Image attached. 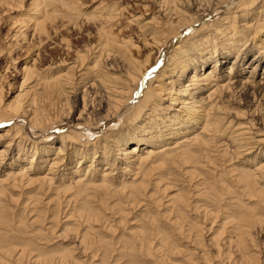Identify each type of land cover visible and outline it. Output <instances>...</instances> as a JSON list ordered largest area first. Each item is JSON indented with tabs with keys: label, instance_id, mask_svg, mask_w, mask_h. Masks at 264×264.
<instances>
[{
	"label": "rangeland",
	"instance_id": "rangeland-1",
	"mask_svg": "<svg viewBox=\"0 0 264 264\" xmlns=\"http://www.w3.org/2000/svg\"><path fill=\"white\" fill-rule=\"evenodd\" d=\"M162 1L163 0H66V2H70V4L72 2V6L68 5L67 7L69 8L65 7V9L64 7H61V10H60L59 6L56 5V7H54L53 9L58 8L59 10L57 9L56 12L52 11V14L51 15L49 14L51 17L45 18L46 20L43 22V25L47 27L45 28L47 31L45 30L46 32L42 31L40 33L36 28H34V25H33L34 18H35L34 15L37 16V12L39 11L38 8L40 9L43 6L45 7V9L43 10V13L51 12V8L46 6V3L43 0L39 1L41 2L40 4L41 6H38V7L33 6V3H32L33 0H5V2L4 0H0V108L4 110V112L5 111L10 112L9 107L11 105L17 104L16 101H20L19 105L22 108H25L29 103L33 104V106L31 105L33 108L34 106L37 107L39 103L41 104L44 103L43 105L44 107L46 106V109L47 107L48 109L49 108L51 109L50 110L51 116L54 117L57 114L56 118L59 116L58 117L59 119L67 122L64 125H61L59 124L61 120L56 121L55 123H53L54 124L53 128L52 127L46 128L45 130L47 129L48 130L45 131L44 135L41 134L37 136L36 132H33L34 128L31 125L32 123L31 122L29 123L28 118L26 116H23L22 112L19 111L18 112L19 116H17V119L13 121L14 123L9 122V121L5 123H0V133H2L6 127H8L9 125H11V123H13V124H17L23 127L22 133L26 137L24 138L25 139L24 141L26 142V144H28L29 141H34V140L42 141L44 137L45 139L52 138V140H50L52 141V144H51L52 146L50 147L52 151L49 153L50 156L46 155L45 157H43L41 155V152H43V150L42 151L39 150L40 154L38 158L36 160H33V161H37L38 164L40 163V165H43L42 168L44 170L42 169L40 171L41 173H45L46 169L48 168L47 166L49 165L48 162L50 161V158H52L54 153L58 151V149L55 147H57L60 144V138H61L60 134L62 130L67 131V129H69L76 133V139L73 142H66L67 145L71 144L74 147H77L80 151L82 148H85V147L86 148L89 147L93 150L91 143L96 141L97 147H98L96 153L94 152L91 153L88 151L86 153V158L84 157L81 158V162L82 161H85V162L83 163L80 162L81 166L79 168L81 170H79L78 174L73 173V171L77 169L78 164L76 162V158L79 157L80 155H77L76 157H74L73 163L65 166L64 171L63 172L61 171L58 177L55 176L58 182L60 181L59 183L61 187L56 188V186L54 185L55 183H54L50 187L45 185V187H43L44 189L42 188L43 191L42 190L40 192L37 191V196L39 195V198L41 197L40 202L34 203L33 197H35V194L33 195L25 194L27 190L23 192L21 195H20L21 192H19L18 189H13L12 192L8 190L10 194L12 193L11 196L13 195L14 198L10 197L8 195V192H6L4 195L0 194V205L2 204L1 205L2 207H0V209L3 208L4 205H6L4 209L8 212L6 213L4 209H1L4 214V216L2 215V217L3 219L5 218V220H3L2 217L0 216V235L1 233L3 234V237L0 236V238L5 239L4 241L10 243V245H7V247H9L8 249L11 251V253L7 252L5 256H2L4 255L3 251L5 250L2 251L3 253L0 252V264H60L59 258H61L62 255H64V253H68V252H70V256H68L70 258H67V260H64V264H81V263L82 264H158V263L159 264H181V263L182 264H229L231 260L232 262L236 260V264H240L242 262H243L242 264H244V259L239 260L240 256H238L239 254H241L242 252L241 250H243L244 247L243 246L240 247L239 245H237L236 240H235L236 238L235 235L237 233V231L235 230L236 229L235 222L238 216L235 213H230L235 209V208L233 209L234 207L232 204L233 199L229 198L230 195H227L224 192L223 195L221 196L223 200L220 199L221 200L220 202L222 203L221 204L222 207L226 209V212L225 214H220L224 212V211H221L220 213L215 214V212L211 210L214 205L210 201V198H207L211 196L216 198L215 194L216 195H218L219 193L221 194L222 192L220 191V185L224 187L225 185L228 184L227 185L228 187L233 188L232 186L233 183H231L230 185V182H231L229 178L231 176L230 173L223 175L222 168L224 167V164L222 163L224 161L225 156L220 157L221 152L218 153L217 151V150H220L219 148L215 150L216 148L212 147L211 148L212 151H210L207 154L204 153L203 155L200 156L201 159L199 156H197L199 157L201 161L197 159L198 162L194 163L193 170H195L194 171V174H195L194 176H196L195 178L189 177V175L186 172L183 175L184 169H191L189 165L192 166L193 163L187 165V164H181L180 161H178V162H175L176 165L173 164L172 166H169V167L164 166V167L158 168L157 170H151L149 172L151 174V178H154L155 180L156 179L155 177H157V174L160 173L158 177L160 176L162 178V182L160 181L158 188L156 189L152 188L155 186H152V185L149 186V184L146 186V188L144 187L143 189H140V192H139L140 195L137 197V200L140 197V200H139L140 202L133 203V200H131V203L134 205H132L129 202L127 203L125 201L127 199L126 196L120 193L119 191L116 192L115 190L113 191L111 190L114 193L109 192L108 194L109 198H107L108 196L106 194L107 192L103 190V188L101 189L98 187L96 188L94 187V189H90V188L87 189L86 191L87 195L86 194L85 195L87 196V198L90 199V200L87 199L88 202L87 201L84 202V199L82 198L83 196L81 198L79 195L71 196L72 194L70 193L71 191L67 193H64V192L62 193L63 191L62 189L65 188L67 184H69L72 181L73 182L75 181L74 179L70 180L69 176L76 177L78 175L85 174L86 167L87 165L90 164L89 161L87 160V156L95 158L94 159L95 161L93 162L94 167L90 170L91 174H89L88 172L89 176H92L95 173L96 175L100 177L105 166H107V165H104V162H105L103 158L104 156H101L103 147H101L100 145L103 144V141H107L106 143H108V146H109L104 152L105 155L110 161L112 159L115 163L113 175L115 176L114 179L116 180H114V183L110 185L111 188H117V187H120L121 184L126 183V182L123 183L122 180L126 181V180L133 179V175H131L133 171L129 174H126L125 176L123 173H121L122 165H120V162H119V158H121V156L117 153L119 150L123 149L125 146L130 145V143L124 144L125 140L127 139L129 129L130 128L133 130H141V129H140L139 123L138 122L136 123L135 121L133 123L131 122L128 123L129 121H125L123 125H120L118 127L113 126L116 123L114 116L113 118H111V120L109 119L107 122L105 121L103 124L99 123L100 121L104 119L103 116H104V113H106V109H107V104L105 102H108V101L104 100L102 105L99 106L97 105L96 101L91 103V100H89L88 98L86 100L87 104L85 105L88 107V110H89V111L88 110L86 111L88 112V115L86 113L88 118L86 117L85 114L83 115L85 116V119L90 121L89 125L86 123L81 125L79 123V122H82L81 120L83 119V117H81L82 119L80 120L79 118H77L78 117L77 114L79 113V111H81V108H82L83 103H82L81 98L82 96H85V90L90 88L91 80H90L89 75H84L83 77H81L82 81L80 78H76L75 82L73 81L71 82L73 84L69 88L66 89L67 95L62 96V99H63L62 102H65L66 100H68L67 103L65 104L63 103V107L67 106V108H63L64 110L61 109V111H59L60 109L55 110V113H52L53 108L50 107V104L51 105L54 104L53 100H56V99H55L54 94L52 93L48 94L43 91V87L45 85H43L42 82L46 81L45 75L53 74V76H57L58 73H64L72 65L74 66V64L75 65L78 64V61H79L78 56H82L83 54L85 55L84 63L85 62L86 63L88 62L89 64L92 63V60L90 58L94 56L97 50L96 43L99 44V42L97 40L98 35L96 33V26H95L94 19L91 17L88 18L87 16L93 13V10H100L107 3L111 5L113 4L111 7L118 5L117 7L119 8L118 10H113V13L115 14L114 16L115 18H113L114 19L112 22L113 25L111 27V29H113L111 30V33L113 32L112 36L115 39L117 38L116 40L118 44H116V48L119 47V43H121V40L129 39L131 43L133 44V46L137 47V48H134L133 46L128 47L130 54L138 62L140 61L142 63H145V61H147V63H145L146 65H148L147 71L145 70L144 72H149V75H151V77L154 78L156 74L159 75L161 71L164 70L166 74L164 75L163 78H166L165 81L169 82L170 79L174 78L172 77V75L175 73V71L171 70L173 65H171L170 60H168V58L170 57L171 54L174 53V50L172 51V49L176 45L175 42L178 41V39L172 38L171 39L172 42H169V44L167 43L168 47L165 44L164 46H159L157 48V45L152 42L151 33L147 30L149 29V27L154 28L155 26V28L160 27L163 30V32H166L163 26L164 24L163 22L167 19V16H168L167 13H169L172 3H171V0H167V3H164ZM192 1H193L192 6H194L195 2L194 0ZM74 2L75 4H73ZM168 2L170 3L168 4ZM73 6H76L78 10V14L75 12L76 14L74 16L71 15L72 12L74 13ZM70 7L71 8L73 7V9L71 10ZM227 8L228 7H222L221 10L223 12L231 10V9L228 10ZM181 9L184 10L186 9V7H184L183 5ZM61 12L64 16H69V17L73 16L72 17L73 19L71 18V21L68 20L67 22V19L60 15ZM210 13L203 14V17L200 16L203 18V19H200L201 21H199V19L195 20L194 23L196 25L193 26L195 28L191 26L189 28V31L192 32L194 31V29L199 27L198 30L209 29L208 33L211 34L210 30L212 28H216L219 26V23H217L219 21V15L217 16L216 13H213V12H210ZM226 14H228V12H226ZM75 18H76V22H75ZM154 18L157 21L154 20ZM171 19H174V17H172ZM154 21H156L155 24H154ZM239 22H238V19H236V23L240 24ZM209 23L213 25L212 27L207 28L206 25ZM203 25H205V27L203 28L200 27ZM143 28L145 29V32L143 31L144 30ZM204 32L206 33V30H204ZM252 36L253 38L255 37L254 39L257 40L256 43H258V41L263 40L264 28H261L258 34L252 35ZM220 37L221 35L219 34L218 41ZM197 38H200V37L198 36ZM218 41H215V42H216L217 50L218 52H220L221 51L220 49L222 48V46H220V43ZM242 45L243 46L246 45L245 47L252 49L250 45V41L244 42V44ZM116 48L113 47L114 50ZM198 48H202V47H198ZM208 51H204L203 53H205V55L204 54H201V55L208 57L209 56V53H207ZM218 52H216V54ZM252 52L250 50V53H248L247 56L243 58V62L240 61L241 63H243V66H239L240 69L242 67L245 68L243 69L241 73L237 69V74L239 75L236 77V79H239L240 83H241V80L242 81L245 80L250 73L249 68L251 65L249 64L250 63L249 58L251 57L250 54H252ZM192 53L193 52H190L189 56L190 55L194 57L197 56V54H192ZM146 57H147V60L145 59ZM140 59H142V61ZM118 60L119 58L115 61L116 65H120V61ZM260 61L261 62H259V65L257 66L255 73L253 75V78H250V79H254L256 83L259 80L262 81L261 75H263L262 72L264 69V58L261 57ZM228 64H230V61L229 60L227 61L226 59V62H222L220 67L219 68L217 67V70L215 71V73L219 78H224V72L225 70H227L226 66ZM208 66L209 64L204 65V67H201V69L198 71L202 73L204 72L205 69L209 68ZM77 69H81V68L77 67L75 70ZM191 71L192 70L190 69L186 70L183 76L176 75L177 78L176 77L174 78L175 82L171 90L172 93L168 94L169 93L168 91L161 93L162 97L161 99H159L160 105L158 106V109L155 111L156 112L155 114L154 112H150L149 107L148 108L145 107L142 110V113H143L142 117L147 118L146 120H149V118L152 119L153 124L157 125V127H155L154 125L149 127V125L151 124L149 123V121H152V120H149L148 124L145 123L146 130L144 132V137H149L150 131L152 132L158 131L161 135L165 134L166 138L169 137L170 138L169 141L171 140L174 141V139H179L181 137H184L187 133H190V130L188 129L187 133L174 135V136H172L171 134L170 136H167L168 132L174 131V127L178 125L177 121H181L180 119H185L184 123L187 128H189V125H191L188 122L189 116H186V114L188 113L181 111V106L180 104H178L179 100H173V101L170 100V98H173L176 96L181 97V98L186 97L181 92L178 93L177 88L179 86V82L185 85L190 83L189 81L187 82V80H188V76L191 73ZM38 72H40L41 74L39 73L40 74L39 75ZM79 72H83V70ZM79 72L78 70L75 71L74 77H76V75H78ZM26 74L29 75L30 78H27V80L23 82V79L25 78ZM36 80H37V83H39L38 87L35 84ZM156 83L157 82H154V84ZM100 93L101 95L103 94L102 91ZM205 94L206 92L202 93L201 95L205 96ZM239 95L240 93L237 92V96H235L238 98V99L235 98L237 102L236 103L237 106L229 107V108H234L235 110L237 109V110L244 111L245 113L244 117H238V119L235 118L236 116L233 113L234 110H231L230 113H227L226 117L228 116V118L232 119V121L235 119L234 121L238 122V120L243 121L248 114L250 120H252L253 122L256 120V123L254 125L255 127H253V129L258 128V127L260 128V126L264 127L263 126L264 125V104L256 105L257 102L254 103V99L249 93L247 95H243L242 97ZM252 102L256 106L252 105ZM226 105L232 106L228 104ZM253 110H255L256 113L255 112L253 113ZM58 112H61V113H58ZM123 112H126L125 109ZM173 115H178L182 118H179L176 121H174L176 117H174ZM209 118L211 119V117ZM261 118L263 119L261 120ZM142 123L143 122H141V124ZM225 125H226V122L223 123V125L221 126V129L225 128L224 127ZM228 128H226V131H225V133L227 132L226 135L219 137L221 139L218 141V143L227 138L228 131H229ZM234 129L237 130V127H235V125L232 126L231 131ZM191 130H194V128H191ZM88 131L91 132L90 136L83 135V133H86ZM237 133L234 132L231 135L233 137L237 136L236 138H238V140L243 142V139H241L240 134L239 133L237 134ZM114 136L117 137L115 145L114 143H112V140H111V137H114ZM159 137L160 136H158L157 138L159 139ZM87 140H89V142L85 145L84 142ZM226 141L227 140H224L223 142H226ZM161 143L162 141H160L158 144H161ZM156 144L157 142L155 143V145ZM1 145H3L2 140H0V146ZM146 145L147 144H142V146H146ZM39 147L40 146H38V148ZM153 147L155 148V146ZM230 147L231 146H229V148ZM9 149L12 155V160L10 159V162L13 161L15 165L16 164L21 165L24 163L28 164L27 162L29 159H31L30 154L32 152H29L28 154L24 152L18 153L19 151L17 147L15 146V144L9 147ZM255 152H258V150L256 149ZM245 153L246 152H244L243 155H239L238 160H240L241 164H242V161L244 162L245 160L244 158L253 157L251 156V154H245ZM36 155H38V153H36ZM206 158L210 160V164L208 162L209 165L207 166V168L212 169L213 173L215 171H218L217 172L218 175L221 176V179L223 181H221L219 184L216 181L214 183L213 177L210 175L211 174L210 172H208L207 170L206 172H202L203 170L202 166H203V163L206 162L204 160ZM258 160H260V157L259 159H256L253 162V165L256 164ZM225 163L228 164L229 162H225ZM250 165L251 164L249 162L248 164H246V167H250ZM62 167L63 165H61L60 169ZM16 168H18L17 165L13 168V171H11L9 175L13 174ZM0 170H1L0 178L5 177L6 172H9L8 167H5L4 165L2 166L0 165ZM144 170L145 169H142V171ZM167 170L169 171L168 173L170 174L167 173ZM142 171L138 170V173L136 176L137 178L136 182L140 180L139 175L141 176ZM98 176H94V178L98 179ZM204 178L206 179L205 182H208L209 180V182H211L212 184L211 185L210 184L200 185L198 188H200L201 190L203 188L202 191L207 192V194L205 197L202 195L200 199H195L196 197L194 198V195H193L194 193H192L191 191L196 192L195 184L199 182H203L202 180ZM188 180L189 182H187ZM97 182L100 183L99 179ZM59 183H56V184H59ZM144 191L146 194L144 193ZM150 192L153 198L151 197L150 199H148L145 195H147V193H150ZM212 192L215 194L213 195ZM176 193L182 196L181 199H183V197H185L186 195L192 194L190 195L191 199L189 198L190 202L194 198V201H195L194 203H197V205H200L199 206L200 208L204 209V207H206V209L208 208L209 210L213 212L206 216L186 213L183 205H181L180 203L181 199L180 200L178 199V207L184 211L183 212L184 216L183 217L179 216L178 218V215H177L178 211L176 208L173 207L174 205L177 204V202L175 204H172L169 199L171 197H175L177 195ZM15 194L20 195V197L15 196ZM42 194H44V196ZM208 194H210V196H207ZM30 196L32 197L31 199H30ZM225 197L228 199V201H225L226 199L224 200ZM99 201H105L106 202L105 207L104 206L99 207L98 206ZM25 204L26 206H24ZM58 204H62V205H58ZM100 208L102 210H100ZM95 210L101 213L98 216L99 220L92 221L93 219L91 220L90 218L91 217L94 218ZM56 211L59 214H57ZM173 212L174 214H172ZM84 213H86V215L90 213L88 217V221H86V218L83 215ZM1 214L2 213L0 212V215ZM176 220H178V223ZM229 221H231V223ZM171 222L173 224H171ZM200 229H202L201 232H200ZM16 231L17 233H15ZM246 231L249 233L250 237L247 236L245 240H247L248 243L253 244L252 246L249 245L250 247L249 249H247V251L250 253V260H251L250 264H264V223L261 227L257 225L252 226V228L247 227ZM81 239L83 240V243H88V244L91 243L89 245H90L92 254H97L95 258H93L90 261L84 260V258L87 256V252H82L84 256L80 254L82 249L85 247L82 243L79 246V242ZM197 246H199L200 248L199 247L197 248ZM22 248H24L25 253L22 257H20L18 254V249H22ZM184 250L186 251L185 253H184ZM201 254H203L204 256H201ZM217 255H221V256H217ZM226 255H228L229 257L227 260L225 259ZM251 255H253L254 258ZM193 256L194 257L196 256V257L194 258ZM222 258H224L225 262L223 261ZM35 259H36V262H35Z\"/></svg>",
	"mask_w": 264,
	"mask_h": 264
},
{
	"label": "bare ground",
	"instance_id": "bare-ground-1",
	"mask_svg": "<svg viewBox=\"0 0 264 264\" xmlns=\"http://www.w3.org/2000/svg\"><path fill=\"white\" fill-rule=\"evenodd\" d=\"M39 1L40 0H33V2H32L33 6L34 7L41 6L40 5L41 2H39ZM43 1L46 3V6L51 8V12L50 13H48V12L43 13V10L45 9L44 6L41 7L40 9L38 8V10H39L38 12L36 11L37 16L34 15L35 18H34L33 25H34V28H36L40 33L42 31L43 32L47 31L45 29L47 27H45L43 25V22L46 20L45 19L46 17H48V18L51 17L50 15L52 14V11L53 12L57 11L58 8L53 9L54 7H56V5L59 6V8L61 10V7H64V9H65V7H67L68 5L72 6V2H73L72 1L70 4V2H66V0H43ZM4 2H5V0H4ZM18 2H20V1H18ZM162 2L167 3V0H163ZM194 2H195V5L192 6V4H193L192 0H171L172 4H171L170 10H169V13L166 12L168 14L167 19L163 22L164 23L163 26H164L166 32H163V30L160 27L155 28V26H154V28H150L148 26L149 29H147L151 33L152 42L157 45V48L159 46H164L165 44L167 46V43L169 44V42H172L171 41L172 38L178 39V41L175 42L176 45L172 49V51L174 50V53L172 52L173 54H171L170 57L168 58V60H170L171 65H173L171 70L175 71V73L172 75V77L177 78L176 75L183 76L185 74L186 70H188V69L192 70L191 73L189 74L188 80H187V82L189 81L190 83L185 85V84L179 82V86L177 88L178 93L181 92L186 97L181 98V97L176 96V97L170 98L171 101L179 100L178 104H180V106H181V111L188 113V114H186V116H189L188 122L191 125H189V128H187L185 126V123H184L185 119H180L181 121H177L178 125L176 127H174V131L168 132L167 136H170L171 134H172V136H174V135L187 133L188 129H189L190 133H187L184 137H181L179 139H174V141L173 140L169 141V139H170L169 137L166 138L165 134L161 135L158 131H153V132L150 131L149 137H144V132L146 130L145 129V123L148 124V121L152 120V119L149 118V120H146L147 118H143L142 117V114H143L142 110L145 107H147V108L149 107L150 112H154V114H155L156 113L155 111L158 109V106L160 105L159 99H161V97H162L161 93L168 91L169 92L168 94H171L172 93L171 90L173 88L175 80L173 78V79H170L169 82L165 81L166 78H163V77L166 74V72L164 70L161 71V73L159 75L156 74V76H154V78H152L151 75H149V72H144L145 70L147 71L148 65L145 64V63H147V61H145V63H142L140 61L138 62L130 54L128 47L133 46V44L131 43V41L129 39L121 40V43H119V47L116 48V44H118L117 40H116L117 38L115 39L112 36L113 32L111 33V30H113V29H111V27L113 25L112 24V22L114 20L113 18H115L114 17L115 14L113 13V10H118L119 9L117 7L118 5L111 7L113 4L111 5V4L106 3L103 8H101L100 10H93V13H91L87 16L88 18L91 17L94 19L95 26H96V33L98 35L97 40L99 42V44L96 43L97 50H96L94 56H92L90 58L92 60L91 64H89L88 62L84 63L85 55L83 54L84 56L83 55L78 56L79 57L78 64H76V65L74 64V66L72 65L64 73H58L57 76H53V74L45 75L46 81L42 82L43 85H45L44 87L42 86L43 91L48 93V94L49 93L54 94L55 99H56V100H53L54 104H52V105L50 104V107L53 108L52 113H55V110L60 109L59 111H61V109L67 108L66 105H65L66 107H63V103L64 104L67 103L68 100H66L65 102H62V100H63L62 96L67 95L66 89L69 88L73 84L71 82L72 81L75 82L76 78H80L82 81L81 77H83L84 75H89L90 80H91V84H90V88L85 90V96H82V98H81L83 104H82L81 111H79V113L77 114L78 115L77 118H79L81 120L82 119L81 117H83V119L81 120L82 122H79V123L81 125L84 123L89 125L90 121L85 119V116L83 115V114L86 115V113L88 115V112H86L88 110V107L85 106L87 104L86 100L88 98L89 100H91V103L96 101L97 105H99V106L102 105L104 100L108 101V102H105L107 104V109H106V113H104V116H103L104 119L102 121H100L99 123L103 124L105 121L107 122L109 119L111 120V118H113V116H114L116 123L113 126L118 127L120 125H123L125 123V121H129L128 123H130V122L133 123L135 121L136 123L137 122L139 123L140 129H141V130H133L130 128L129 133L127 135V139L124 142V144L130 143V145L125 146L123 149L119 150L117 153L121 156V158H119L120 165H122L121 166V173H123L125 176L126 174H129L133 171V173L131 174V175H133V179L126 180V181L122 180L123 183L124 182H126V183L121 184L120 187L111 188L110 185H112L114 183V180H116V179H114L115 176L113 175L115 163L112 159L110 161L107 158V156L105 155L104 152L109 146H108V143H106L107 141H103V144L100 145L101 147H103L101 156H104L103 157L105 160L104 165H107L108 167L105 166L100 177L98 175H96L95 173H94V175L89 176V174H91L90 170L94 167L93 162L95 161L94 160L95 158L87 156V160L89 161L90 164L87 165L85 174L78 175L76 177H74V176L70 177L69 176L70 180L74 179L75 181L70 182L66 186L64 185L65 188L62 189L63 190L62 193L63 192L67 193V192L71 191L70 192V193H72L71 196L72 195H74V196L79 195L80 198L83 196L82 198L84 199V202L85 201L88 202L87 199H89V198H87V196H86L87 195L86 194L87 189H89V188L94 189V187L95 188L98 187L101 189L103 188V190H105L107 192L106 193L107 195L109 194V192H112L113 190H115L116 192L119 191L120 193H122L123 195L126 196L127 199L125 201L127 203L128 202L131 203V200H133V203H137V202H140L139 201L140 197L137 200V197L140 195L139 194L140 189H143L144 187L146 188V186L148 184H149V186L150 185L155 186L152 188L156 189V188H158L160 181L162 182V178L160 176L158 177V175H160V173L157 174V177H155L156 178L155 180H154V178H151V174L149 173L151 170H157L158 168L164 167V166L169 167V166H172L173 164L176 165L175 162H178V161H180L181 164H187V165L193 163L192 166L189 165L191 169H184L183 175L186 172L189 175V177L195 178L196 177V176H194L195 170H193L194 163H197L198 160L201 159V157H200L201 155H203L204 153L207 154L210 151H212L211 150L212 147H215L216 148L215 150H217L219 148L220 150H217V151H218V153L221 152L220 157L225 156L224 161L222 163V164H224V167L222 168L223 175L230 173V175H231L229 177L230 181H231L230 185H231V183H233V185H232L233 188L228 187L227 186L228 184L225 185L224 187H222L220 185V191L222 193L221 194L219 193L218 195H216L215 193L212 192L213 195L215 194L216 198L213 196L207 197V198H210V201L213 203L214 206L211 210H213L215 212V214H218L221 211H224V212L220 213V214H225V212H226V209H224L222 207V205H221L222 203L220 202L221 201L220 199H222L221 196L223 195L224 192L227 195H230L229 198L233 199L232 204L234 206L233 209L234 208L235 209L230 213H235L238 216V217L236 216L237 220L235 222V226H236L235 230L237 231V233L235 235V237H236L235 240H236L237 245H239L240 247H242V246L244 247V249L241 250L242 251L241 254L238 255V256H240L239 260L244 259V264L245 263L250 264V261H251L250 260V253L247 251V249H249V247H250L249 245L252 246L253 244H250V243H248L247 240H245V238L247 236L250 237L249 233L246 231V228L247 227L252 228V226H255V225L261 227L264 223V217H263L264 216V127L260 126V128L258 127V128L253 129V127H255L254 125L256 123V120L254 122L252 120H250L248 114L243 121L238 120V122L234 121L235 119L232 121V119H229L228 116L226 117V114L230 113L231 110H234L233 113L236 116L235 118L238 119V117H244V114H245L244 111L237 110V109L235 110L234 108H229V107L237 106L236 105L237 102L235 100V98H237V97H235V96H237V92L240 93L239 96H241V97L243 95H247L249 93L252 96V98L254 99V103L257 102L256 105H258V104L263 105L264 104V69L262 72L263 75H261L262 81L259 80L256 83L254 81V79H250V78H253L255 70H256L257 66L259 65V62H261L260 61L261 57L264 58V38H263V40L258 41V43H256L257 40L254 39L255 37L253 38V36H252V35L258 34L260 32L261 28H264V0H194ZM169 3L170 2H168V4ZM73 4H75V2ZM183 5H184V7H186V9H184V10L181 9V7H183ZM73 7H74V9H73ZM73 7L72 8L70 7V8H71V10L73 9L74 13L72 12L71 15L74 16L76 13L78 14V10H77L76 6H73ZM222 7H228L227 9L228 10L231 9V10L223 12L221 10ZM67 8H69V7H67ZM119 11H121V10H119ZM210 12L216 13L217 16L219 15V21L217 22V23H219V26L216 28H212L210 30L211 34L208 33L209 29L198 30V28H199L198 26H197L198 28L194 29V31H192V32L189 31V28L191 26L193 27L196 25L194 23L195 20L199 19V21H201L200 19H203L202 18L203 14H207ZM226 12H228V14H226ZM60 15L62 17H65L67 19V22H68V20L71 21V18L73 17V16L72 17L64 16L62 14V12L60 13ZM229 15H231V16H229ZM200 16H202V17H200ZM172 17H174L175 20L171 19ZM76 18H75V22H76ZM155 18H154V20L157 19V18L156 19ZM236 19H238V22L241 21V22H239L240 24L236 23ZM156 21H154V24ZM152 22H153V20H152ZM212 25L213 24L209 23L206 26H207V28H210V27H212ZM200 27L203 28V27H205V25L200 26ZM193 28H195V27H193ZM204 30H206V33L204 32ZM143 31L145 32V29ZM114 34H116V33H114ZM219 34L221 35V37L219 38V41H218V35ZM198 36L200 38H197ZM250 36H252V37H250ZM215 41H218L220 43V46H222V48L220 49L221 50L220 52H218V50H217V46H216ZM247 41H250V45H251L252 49L245 47L246 45L245 46L242 45V44H244V42H247ZM146 45H148V44H146ZM197 46L202 47V48H198ZM113 47H115L116 49L114 50ZM133 47L137 48L136 46H133ZM93 48H94V46H93ZM208 49H209V51H208ZM250 50H251V52L253 50L252 54H250L251 57L249 58V61H250L249 64L251 65L249 68L250 73L247 76V78L243 81L241 80V83H240L239 79H236V77L239 75V74H237V69L240 71V73L243 71V69H245L244 67H242L240 69L239 66H243V63H241L240 61L243 62V58H245L247 56V54L250 53ZM204 51H208L207 52V53H209L208 57L204 56L205 55V53H203ZM190 52H193L192 54H197V56L196 57H194L192 55L189 56ZM216 52H218V53L216 54ZM187 53H188V55H187ZM201 54H204V55H201ZM77 55H79V54H77ZM118 58H119L118 61H120V65H116V62H115ZM186 58H188V59H186ZM145 59L147 60V57ZM220 59H221V61H220ZM226 59H227V61L228 60L230 61V64H228L226 66L227 70H225V72H224V78H219L216 75L215 71L217 70V67L218 68L220 67L222 62H226ZM140 60L142 61V59H140ZM208 64H209V66H208L209 68L205 69L204 72L201 73L200 71H198L201 69V67H204V65H208ZM77 67L81 68V69H77L78 72L82 71V70H83V72H79L78 75H76V77H74L75 71H77L75 69ZM172 71H170V72H172ZM29 72H31V71H29ZM39 73L40 72H38V74ZM31 75H33V74H31ZM27 78H30V77H29V75L26 74L25 78L23 79V82H25L27 80ZM35 78H37V77H35ZM153 80H155V81H153ZM154 82H157V83L154 84ZM35 84L37 87L39 86V83H37V80L35 81ZM101 91L103 92L102 95L100 93ZM204 92H206V94H205V96H202L201 94ZM52 94H51V96H52ZM33 96H34V94H33ZM46 97H47V95H46ZM19 102L20 101H16L17 104L11 105L9 107L10 112L9 111L4 112V110H2L0 108V110H1V112H0V123H5L8 121L9 122L15 121L17 119V116H19L18 112L21 111L23 116H26L28 118L29 123L30 122L32 123L31 125L34 128L33 132H36V135L39 136L41 134L44 135L45 131L48 130V129L45 130L46 128H49V127L53 128L54 127L53 123L61 120L58 118L59 116L56 118L57 114L54 117L51 116L50 115L51 109L50 108L48 109V107L46 109V106L44 107V105H43L44 103L43 104L39 103V105H37V107L34 106V108L32 107L33 104L29 103L25 108H22L19 105ZM226 104L232 105V106H227ZM252 105H255V104H253V102H252ZM20 108H22V109H20ZM124 109L126 112H123ZM254 112L256 113L255 110H253V113ZM58 113H61V112H58ZM52 115H54V114H52ZM87 115H86V117H87ZM173 116L176 117V119L174 121H176L179 118H182L178 115H173ZM209 117H211V119ZM262 119L263 118H261V120ZM138 120H140V121H138ZM155 121H156V119H155ZM141 122H143V123L141 124ZM225 122H226V125L224 126L225 128L221 129V126ZM13 123H11V125L6 127L5 130L2 133H0V140H2V143H3V145L0 146V165L1 166L4 165L5 167H8V169H9V172H6L5 177L0 178V184H2V185H0V194L1 195H4L6 192H8V195L10 197L14 198L13 195L11 196L12 193L10 194L9 191L12 192L13 189H18L19 192H21L20 193V195H21L23 192H25L27 190L25 194H31V195L35 194V197H33L34 203L40 202L41 197L39 198V195L37 196V191H39V192L41 190L43 191V189H44L43 187H45V185L50 187L54 183H55L54 185L56 186V188L61 187V185L59 183L60 181L58 182V180L55 178V176L58 177L60 175L61 171L62 172L64 171L65 166L72 164L74 157H76L77 155H80L79 157L76 158V162L78 164L77 169L73 171V173L78 174L79 170H81L79 168L81 166V164H80L81 158L82 157L86 158V153L88 151L91 153L97 152L98 147H97L96 141L91 143L93 150L89 147H87V148L85 147V148H82L80 151L77 147H74L71 144L67 145L66 142H73L76 139V133L74 131L69 130V129H67V131L62 130V132L60 134V137H61L60 138V144L57 147H55L58 149V151L56 153H54L52 158H50V161L48 162L49 165L47 166L48 168L45 166L47 168L45 173H41L40 171L43 169L42 168L43 165H40V163L38 164L37 161H33V160H36L38 158V156L40 154L39 150H41V151L43 150L44 154H43V152H41V155L43 157H45L46 155L50 156L49 153L52 151V149L50 148L52 146L51 145L52 141H50V140H52V138L51 139H45V137H44L43 138L44 140L42 139V141H35L34 140V141H29L28 144H26V142L24 141L25 140L24 138H26V137L22 133L23 127L20 125H17V124H13ZM66 123H67L66 121L61 120V122L59 124L64 125ZM149 123H151L149 125V127L154 125L153 120L149 121ZM143 124H144V126H143ZM97 125H98V123H97ZM234 125H235V127H237V130L234 129L231 131L232 126H234ZM154 126L157 127V125H154ZM171 126H173V125H171ZM105 127H106V125H105ZM190 127L194 128V130H191ZM226 128L229 129V131L227 130L228 131L227 138L224 139L227 141L223 142L224 141L223 140V141L219 142V143H221V144H219L218 141L221 139L219 137H222L223 135H226V133H227V132L225 133ZM234 132H236V133L238 132L240 134L241 139H243V142L238 140V138H236L237 136L233 137L231 135ZM90 133L91 132L88 131L86 133H83V135L90 136L91 135ZM157 134H158V136H160L159 139L157 138L158 137ZM102 137H104V136H102ZM106 138H107V136H106ZM116 138L117 137H115V136L111 137L112 143H114V145L116 144ZM160 141H162V143L158 144ZM37 142H39V143H37ZM88 142H89V140L85 141L84 142L85 145ZM156 142H157V144L155 145ZM14 144L19 151L18 153H22V152L27 153V154L29 152H32V153L30 154L31 159H29L27 162L28 164H26V163L21 164V165L16 164L18 168H16L14 170L13 174L9 175V173L11 171H13V168L16 166L13 161L10 162V159L12 160V155H11V151H10L9 147H11ZM142 144H147L148 146L147 145L142 146ZM38 146H40V147L38 148ZM153 146H155V148ZM229 146H231L232 149H231V147L229 148ZM115 147H117V146H115ZM88 148H89V150H88ZM118 148H117V150H118ZM256 149L258 150V152H255ZM244 152H246L245 154H251V156H253V157L252 158H244L245 160H244V162L242 161V164H241L240 160H238V159H239V155H243ZM36 153H38V155H36ZM99 155H97V156H99ZM197 156H199L200 159ZM258 156L260 157V160H258V162H256V164L253 165V162L256 159H259ZM220 159H222V158H220ZM115 160H117V159H115ZM204 160L206 162L204 161L205 163H203L202 172H206V170L208 172H210L211 173L210 175L213 177L214 183L216 181L219 184L221 181H223L221 179V176L218 175V173H217L218 171H215L213 173L212 169L207 168V166L210 164V160H208V158H206ZM83 162H85V161H82L81 163H83ZM208 162H209V164H208ZM225 162H229V163L226 164ZM249 162L251 164L250 167H246V164H248ZM61 165H63V167L60 169ZM251 167H253V168H251ZM142 169H145V170L142 171ZM2 170H3V168H2ZM138 170H141L142 174H141V176L139 175L140 180L138 182H136L137 181L136 176H137ZM182 171H183V169H182ZM88 172H89V174H88ZM168 172L169 171L167 170V173ZM168 174H170V173H168ZM68 175H69V173H68ZM94 176H98L100 183L97 182L98 179L94 178ZM183 178H184V176H183ZM202 181L203 182H199V183L195 184L196 192L191 191L192 193H194L193 195H194V198L196 197L195 199H200V197L202 195L205 197L207 194V192L202 191L203 190L202 187H201L202 190L200 188H198L200 185H202V184H205V185L210 184L211 185L212 184L211 182H209V180H208V182H205L206 181L205 178ZM187 182H189V180ZM56 183H59V184H56ZM211 189H213V188H211ZM192 190H194V189H192ZM34 191H35V193H34ZM141 192H143V191H141ZM112 193H114V192H112ZM144 193H145V191H144ZM20 195L15 194V196H19V197H20ZM42 195L44 196V194H42ZM190 195H192V194H190ZM190 195H186L185 197H183V199H181L182 196L178 195V194L175 197L169 198L170 202L172 204H175L177 202V204L174 205L173 207L176 208L178 211V213H177L178 218H179V216H182V217L184 216V213H183L184 211L178 207V199L179 200L181 199L180 203H181V205H183L186 213L206 216V215H209L213 212V211L209 210L208 208L206 209V207H204V209L200 208L199 207L200 205H197V203H194L195 202L194 198L190 202V199H191ZM93 196H94V194H93ZM143 196H142V198H143ZM145 196L148 199H150L152 197V194L150 192V193H147V195H145ZM207 196H210V194H208ZM26 197H28V196H26ZM31 198L32 197L30 196V199ZM58 198H57V200H58ZM107 198H109V195L107 196ZM163 198H164V196H163ZM24 199H25V197H24ZM50 200H48V201H50ZM224 200L228 201V199L226 197L224 198ZM10 202H12V201H10ZM24 202H25V200H24ZM70 203H68V204H70ZM1 205H0V207H2ZM58 205H62V204H58ZM105 205H106L105 201H99V203H98L99 207L100 206L105 207ZM132 205H134V204H132ZM5 206L6 205H4V207ZM24 206H26V204ZM4 207L1 209H4ZM7 207H6V209H7ZM49 207H50V205H49ZM101 208H100V210H102ZM1 209H0V212L2 214L0 216L2 217V215L4 216V214H3V211ZM94 212H95L94 218L91 217L90 219L91 220L93 219L92 221H97V220H99L98 216L100 215L101 212H99L97 210H95ZM174 212L172 214H174ZM6 213H8V212L6 211ZM156 213H157V211H156ZM10 214H11V212H10ZM57 214H59V213L57 212ZM89 214L88 215H86V213L83 214L84 217L86 218V221H88ZM7 216H5V217H7ZM227 217H228V215H227ZM199 218H201V217H199ZM2 219H3V217H2ZM3 220H5V218ZM6 221H8V220H6ZM176 221L178 223V220H176ZM229 222L231 223V221H229ZM171 224H173V223L171 222ZM227 225H229V224H227ZM196 226H198V225H196ZM197 228H195V229H197ZM12 230H13V228H12ZM201 230L202 229H200V232H201ZM208 230H209V228H208ZM223 230H224V228H223ZM10 232H12V231H10ZM15 233H17V231ZM179 233H180V231H179ZM0 236L3 237V234L1 233ZM132 239H134V238H132ZM4 240L5 239L0 238V252L5 250V251H3L4 255H2V256H5V254L7 252L11 253V251L8 249L9 247H7V245H10V243H8ZM221 240H222V238H221ZM7 241H8V239H7ZM81 243L85 247L82 249L80 254H82V252H87V256L84 258V260L90 261L93 258H95V256L97 254H92L91 249H90V245H89L91 243H89V244L83 243L82 239L79 242V246ZM199 246H197V248ZM215 248H217V247H215ZM155 249H154V251H155ZM185 250H184V253L186 252ZM14 251H15V249H14ZM24 253H25L24 248L18 249V254L20 257H22L24 255ZM89 253H91V254H89ZM159 253H161V252H159ZM82 255L84 256V254H82ZM68 256H70V252L64 253V255H62V257L59 258L60 264H64V260H67V258H70ZM201 256H204V255L201 254ZM217 256H221V255H217ZM251 256L254 258L253 255H251ZM228 258H229L228 255H226L225 259L227 260ZM222 259L224 261V258H222ZM35 262H36V259H35ZM79 263H81V262H79ZM242 263H240V264H242ZM229 264H236V260L233 262L231 260L229 262Z\"/></svg>",
	"mask_w": 264,
	"mask_h": 264
}]
</instances>
